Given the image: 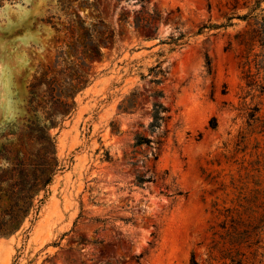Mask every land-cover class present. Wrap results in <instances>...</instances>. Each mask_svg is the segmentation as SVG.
Wrapping results in <instances>:
<instances>
[{"label":"rangeland","instance_id":"obj_1","mask_svg":"<svg viewBox=\"0 0 264 264\" xmlns=\"http://www.w3.org/2000/svg\"><path fill=\"white\" fill-rule=\"evenodd\" d=\"M68 1L69 12L103 19L116 35L88 60L92 83L75 114L52 131L64 168L37 219L0 237V264H264V72H243L235 35L246 22L228 19L246 9L233 0ZM5 5L0 141L18 137L36 76L80 67L57 0ZM154 8L157 31L136 29L134 18ZM158 62L160 84L150 71ZM156 101L168 111L152 131ZM139 135L151 146L136 145ZM232 218L242 221L235 246L223 228Z\"/></svg>","mask_w":264,"mask_h":264},{"label":"trees","instance_id":"obj_2","mask_svg":"<svg viewBox=\"0 0 264 264\" xmlns=\"http://www.w3.org/2000/svg\"><path fill=\"white\" fill-rule=\"evenodd\" d=\"M65 14L67 40L72 55L80 59L77 72H58L50 75L49 72L36 76L31 84L30 97L26 106L27 120L18 133L17 138H7L0 141V237L16 234L24 228L29 220L33 223L51 193V185L64 165L59 158L56 136L53 130L62 129L77 110V95L91 83L88 60L93 53L102 55V49L109 40L115 38V27H111L103 19L94 23H87L78 13L69 12L71 3L68 0H57ZM82 5L97 7V0H78ZM143 1V0H140ZM234 8H244L242 14L229 16L245 21L243 30L236 33L235 38L244 48L243 72H264V0H233ZM161 14L154 8L147 12L146 17L136 16L134 26L138 28H152L155 21H160ZM129 17L119 13L118 23L127 24ZM232 23V22H230ZM232 25V24H230ZM96 33V38L94 34ZM184 34L173 38L171 43H179ZM145 40L154 37L146 35ZM210 67L211 62L207 60ZM155 73L152 80L156 84L163 82L167 70L161 62L150 69ZM248 83H256V79L248 74ZM159 97L160 91L155 92ZM168 111L159 101L153 106L150 128L157 130L165 121L164 112ZM212 127L217 125L212 120ZM151 146L152 139L137 136L136 145ZM156 160L158 155L153 152ZM110 157V156H109ZM228 220V219H227ZM226 220V221H227ZM224 225L232 245L240 243V228L242 221L236 218L229 219ZM142 255H136L139 261ZM236 264L245 263L244 260H233ZM192 264H199L193 256Z\"/></svg>","mask_w":264,"mask_h":264},{"label":"clouds","instance_id":"obj_3","mask_svg":"<svg viewBox=\"0 0 264 264\" xmlns=\"http://www.w3.org/2000/svg\"><path fill=\"white\" fill-rule=\"evenodd\" d=\"M8 6L5 5V9L0 11V19L4 18L7 15Z\"/></svg>","mask_w":264,"mask_h":264}]
</instances>
